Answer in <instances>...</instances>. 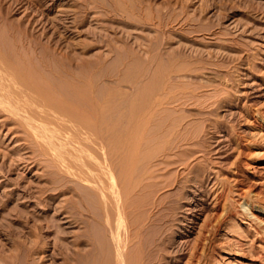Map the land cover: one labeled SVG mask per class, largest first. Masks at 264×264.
Masks as SVG:
<instances>
[{"label":"rangeland","instance_id":"374dc122","mask_svg":"<svg viewBox=\"0 0 264 264\" xmlns=\"http://www.w3.org/2000/svg\"><path fill=\"white\" fill-rule=\"evenodd\" d=\"M114 1L123 10L126 5L136 8L141 4L152 14L163 15L161 12L170 8L167 16L174 11L178 14L176 22L187 19L185 27L180 26L181 21L174 22V31L165 33L172 42L166 46L170 51L182 46L191 57L175 61L168 60L167 54L166 58L151 55L154 47L149 49V40L155 42L158 32L155 35L154 30L145 28L151 25L124 24V17L108 11L112 9L109 0H0V58L8 63L2 62L5 65H0V72H8L29 91L30 102L38 101L27 100L24 110H19L24 111L21 116H17V109L3 110L0 106V264H124V243L130 235L132 242L140 241L135 246L130 241L132 253L140 255L141 261L151 259L152 264H264V232L250 215L257 213L254 199L264 202V196L246 180L256 176V165H264V128H260L264 121L258 113L264 112V0ZM86 12L89 16L83 20ZM176 34L190 40H180ZM127 37L128 41H124ZM198 64L206 67L198 69ZM178 85L183 91L175 87L177 91L172 92ZM176 92L185 101H173L172 94L175 98ZM51 94L53 97H48ZM45 95L48 100L53 98L49 101L52 104L43 98ZM42 100L46 104H40ZM159 100L164 103L157 107ZM37 103L38 107L34 106ZM47 105L58 110L67 106L69 112L63 111L59 118L56 108H50L53 115ZM40 107L45 109L39 114ZM101 107H105L104 111ZM106 108L109 114L101 118L100 113H108ZM129 110L132 116L127 115ZM37 113L51 114L56 120L51 124L55 129L52 133L53 128L49 131L48 126L44 127L47 138L42 137V126L50 125L52 119H40ZM31 117L33 121L38 118L42 128L37 121L31 123ZM99 118L103 121L99 122ZM35 124L42 130L40 134L37 130L33 133ZM72 126L88 129L79 128L80 132L75 133ZM67 128L69 136L78 137L72 138L78 145L86 146L90 141L87 138L94 137L88 147L84 146L89 149L87 156L76 141L74 145L69 139L67 143L71 144L65 143L62 135ZM125 128L133 132L123 133ZM116 130L123 131L121 137L125 139L133 137L128 139L133 148L128 140H120ZM50 133H59L61 137L56 139L60 140L53 139ZM157 134L162 137L157 138ZM42 141L48 143L46 147L40 146L44 145ZM57 143L72 146L66 151L61 149L63 144L59 145L61 150L56 152ZM76 146L83 156L76 150L82 157L74 159L87 161L86 165L81 162V167L80 162H72L76 153L72 148ZM44 147L58 153L59 156L52 154L64 163L54 160ZM128 151L134 157L138 155V160L130 162ZM89 156L100 165L91 162ZM125 163L127 167H123ZM86 168L93 176H108L104 178L108 182H98L100 178H96L100 185L105 183L104 189L95 183V178L94 185L89 183L93 178ZM101 175L97 177L103 178ZM240 177L245 180H238ZM138 234L140 237H136Z\"/></svg>","mask_w":264,"mask_h":264},{"label":"bare ground","instance_id":"6f19581e","mask_svg":"<svg viewBox=\"0 0 264 264\" xmlns=\"http://www.w3.org/2000/svg\"><path fill=\"white\" fill-rule=\"evenodd\" d=\"M120 1H121V0H120ZM125 1H126V0L122 1V3H125ZM116 2H117V1L109 0V3H110V5H111L112 9L109 8L110 10H108V9H107V10H108V11H111V12H113V13H115L116 15H119V16H121V17H124V24L129 25V26H135V27L137 26L138 23L141 24V25H151L152 27H145V28H148V29L154 30V31H155V35L157 34L156 32H158V37H156L157 40H155V39L153 40V41H155V42H151V40H149V37L146 38V39L149 40L150 44L153 43V44H151V45L148 44L149 49H150V46H152V45H153V47H154V48L150 49V50H151V51H150V54H151V55H154V56H156V57L159 58L160 56L164 57V54H167V58H168V60L171 58V59H175V61H177V60H179V59H182V58H185L186 56H187V57H189V56L191 57V55H189V54L186 55V54H185V52H184V47H182V46H180L178 49H173V51L167 50V46H166V45H170V43H172V42L170 41L171 38H169V36L165 35V33H166L168 30L174 31L172 28H173V26H174L175 24H178L179 21H181L180 26H184V27H185V25L187 24V19H182V20H179L178 22H176V21H177V17H178V14H177V13H175V12L173 11L170 15L167 16V13L169 12L170 8L166 9V12H165V13L162 11L161 13H163V15H162V14H157V13H156V14H152V13L146 11L145 8H144L141 4H140V5L138 4V6H137L136 8H135V7H128V6H130V5H126V6H127V9H124V10H123V9L119 6L120 4L118 5V4H116ZM118 2H119V1H118ZM217 3H218V1H217ZM216 5H217V4H216ZM85 8L88 9V6H86ZM88 10H89V9H88ZM126 10H127L128 12H127ZM128 13H129V14H128ZM88 16H89V15H88V12H86V15H85V17H83V20H87ZM92 17H93V16H92ZM136 22H137V24H136ZM174 22H176V23L174 24ZM141 27H143V26H141ZM188 29H189V28H188ZM193 30H195V29H193ZM191 31H192V29H191V30L189 29V32H191ZM187 33H188V32H187ZM176 35L179 37L180 40H183V39H185V40H186V39H187V40H190L189 37H185V36L182 35V34H176ZM153 36H154V35H153ZM128 37H129V36H128ZM128 37H127V39L124 40V41H128ZM154 37H155V36H154ZM154 37H153V38H154ZM151 38H152V37H151ZM190 57H189V58H190ZM164 58H166V57H164ZM0 59H2V58H0ZM0 62H1L0 65H1V66H4L5 64L2 65V62L5 63L6 61H5L4 59H2V61H0ZM6 63H7V62H6ZM7 64H8V63H7ZM7 64H6V66H7ZM8 67L12 68L11 65H9ZM8 67H7V68H8ZM196 67H197L198 69H203V68H205L206 66H204V65H202V64H200V65L198 64V66H196ZM1 68H2V67H0V69H1ZM4 68H5V67H4ZM13 68H14V67H13ZM175 68H177V67H175ZM14 69H15V68H14ZM18 69H19V67H18ZM177 69H178V68H177ZM20 70H21V69H20ZM173 70H174V69H173ZM175 70H176V69H175ZM175 70H174V71H175ZM0 71H3V70H0ZM4 71H5V69H4ZM7 71H8V69H7ZM15 71H16V70H15ZM23 71H24V70H22V72H23ZM176 71H177V70H176ZM176 71H175V72H176ZM180 71H181V70H180ZM5 72H6V71H5ZM5 72H2V73H4V74H2V73L0 72V74H2V75H0V106L3 108V110H4V109H8V108H9V109H10V108H13V109H17L18 112H19V110H21V109L24 110V107L27 106V105L25 106V104L27 103V100H28L29 103H31V102H33V101L38 102L37 99H36V98H39L38 96H37L36 98H33V99H36V100H33V101L30 102V101H29V99H30L29 96H30V95L28 94L29 91L27 92L26 90H24L25 88L23 89L21 86H19L18 83H17L16 81L13 80V77L11 78L10 74H9L8 72H7V73H5ZM24 72H25V71H24ZM24 72H23V73H24ZM26 72L29 73V71H26ZM177 72H179V69H178ZM19 73H20V71H19ZM5 74H6V75H5ZM21 74H22V73H21ZM29 74H30V73H29ZM4 75H5V76H4ZM18 75L20 76V74H18ZM18 75H17V77H19ZM26 75H27V74H26ZM32 75H33V74H32ZM32 75H31V76H32ZM21 76H22V75H21ZM28 76H29V75H28ZM28 76H27V77H28ZM31 76H30V77H31ZM61 76H63V75H61ZM88 76H89V75H88ZM22 77H23V76H22ZM27 77H26V79L29 78V77H28V78H27ZM55 77H57V76H55ZM32 78H33V76H32ZM32 78H30V81H33V80H31ZM61 78H62V77H61ZM16 79H17V78H16ZM18 79H21V77L18 78ZM84 79L87 80V78H84ZM86 80H85V82H86ZM34 81H35V79H34ZM34 81L31 82V83L34 84ZM59 81H60V80H59ZM79 81H80V80H79ZM88 81H89V79H88ZM22 82H23V81H22ZM27 82H29V80H27ZM35 82H36V81H35ZM37 82H38V80H37ZM80 82H81V81H80ZM23 83H25V82H23ZM78 83H79V82H78ZM81 83H82V82H81ZM174 83H175V82H174ZM176 83H177V82H176ZM28 84H29V83H27L26 85L28 86ZM36 84H37V83H36ZM41 84H42V83H41ZM75 84H76V83H75ZM76 85H77V84H76ZM171 85H172V84H171ZM34 86H36V85L34 84ZM44 86H46V85H44ZM56 86L59 87V85H56ZM73 86H74V84H73ZM78 86H79V84H78ZM82 86H83V85H82ZM202 86H203V84H202ZM30 87H31V85L28 86V88L31 90L32 87H31V88H30ZM36 87H37V86H36ZM40 87H41V86L39 85V87H37V88H40ZM42 87H43V86H42ZM88 87H89V86H88ZM171 87H173V86H171ZM175 87H176V89L178 88L180 91H183V90H181V89L179 88V85H178V87H177V86H174V88H173L174 90L172 89V92L175 93V90H176ZM28 88H27V89H28ZM33 88H34V87H33ZM81 88H83V87H81ZM16 89H17V90H16ZM29 89H28V90H29ZM40 89H41V88H40ZM46 89H47V88H46ZM46 89H45V90H46ZM76 89H78V88H76ZM178 89H177V90H178ZM37 90H38V89H37ZM48 90H49V89H48ZM85 90H86V89H85ZM177 90H176V91H177ZM179 90H178V91H179ZM40 91H41V90H40ZM75 91H76V90H75ZM82 91H83V90H82ZM88 91H89V90H88ZM189 91H190V90H189ZM31 92H32V91H31ZM36 92H37V91H36ZM36 92H35V93H36ZM42 92H43V91H42ZM45 92H46V91H45ZM37 93H38V92H37ZM52 93H53V92H52ZM185 93H186V92H185ZM185 93H184V94H185ZM188 93H189V92H188ZM193 93H195V92H193ZM193 93H192V94H193ZM30 94H31V93H30ZM39 94H40V93H39ZM45 94H46V93H45ZM190 94H191V91H190ZM195 94H197V93H195ZM28 95H29V96H28ZM31 95H32V94H31ZM41 95H44V94H41ZM52 95H53V94L48 95V97H50V96H52ZM173 95H174V94H172V100H173V101H177L178 99H182V98H183V96H181L182 98H179L181 94H179L178 92H176V94H175V95L178 96V98H177V96H176L175 98H173V97H174ZM39 96H40V95H39ZM45 96H46V97H45ZM45 96H43V98H47V101H48V102H49V101L51 102V100L53 99V98L50 99V98H51V97H50L49 100H48L47 95H45ZM187 96H188V94H187ZM187 96H185V97L187 98ZM190 96H191V95H190ZM199 96H200V95H199ZM28 97H29V99H27ZM31 97H32V96H31ZM52 97H53V96H52ZM188 97H189V96H188ZM193 97H194V96H193ZM56 98H57V97H56ZM86 98H87V97H86ZM197 98H198V97H197ZM31 99H32V98H31ZM39 99H40V98H39ZM39 99H38V100H39ZM41 99H42V97H41ZM41 99H40V100H41ZM57 99H58V98H57ZM57 99H56V100L54 99V103H53V104H55V101H57ZM59 99H60V98H59ZM105 99H106V98H105ZM162 99H163V98H162ZM170 99H171V98H170ZM183 99H184V98H183ZM192 99H193V98H192ZM194 99H195V98H194ZM91 100H92V99H91ZM172 100H171V101H172ZM195 100H196V99H195ZM195 100H194V101H195ZM44 101H46V99H44ZM44 101H43V100L41 101V102H43V103H41L40 101H39V102H40V104L44 105V103H45ZM47 101H46V103H47ZM105 101H106V100H105ZM108 101H109V100H108ZM108 101H107V102H108ZM159 101H160V102H159ZM159 101H158L159 103L157 102V103H158V104H157V107L160 106V105L162 106V104L164 103V102L161 101V100H159ZM173 101H172V102H173ZM179 101H180V100H179ZM179 101H178V102H179ZM184 101H185V99H184ZM187 101H188V100H187ZM189 101H190V98H189ZM50 102H49V103H50ZM52 102H53V101H52ZM162 102H163V103H162ZM182 102H183V101H182ZM191 102H192V101H191ZM46 103H45V104H46ZM49 103H48V105L52 104V103H50V104H49ZM61 103H62V101H61ZM61 103L58 102L57 104H58V105H59V104L61 105ZM63 103H64V102H63ZM105 103H106V102H105ZM131 103H132V102H131ZM173 103H174V102H173ZM175 103H176V102H175ZM175 103H174V104H175ZM187 103H188V102H187ZM32 104H33V103H32ZM64 104H65V103H64ZM129 104H130V103H129ZM178 104H179V103H178ZM178 104H177V105H178ZM183 104H185V103H183ZM188 104H189V103H188ZM193 104H194V103H193ZM48 105H47V106H48ZM66 105H67V104H66ZM99 105H100V104H99ZM107 105H108V103L106 104V106H107ZM110 105H112V104L110 103ZM9 106H10V107H9ZM32 106H33V105H32ZM34 106H37V107H38V103H37V105L34 104ZM51 106H53V105H51ZM68 106H69V105H68ZM174 106H175V105H174ZM48 107H49V106H48ZM48 107H46V108H48ZM57 107H58V106H57ZM64 107H66V109H65ZM64 107H61L62 112H61L60 109L58 110L55 106H54V107H49V111L52 110L51 113L54 115V113H55V112L53 113L54 110H53V109L50 110V108H54V109L56 108L55 110H56V112L58 111V117H59V115H61V114L63 115V114H64L63 111H65V110L67 111V106H64ZM98 107H100V106H98ZM42 108H44V107H42ZM42 108H41V107L38 108V110H39L38 113L40 112V110H43ZM62 108H64V110H63ZM75 108H76V107H75ZM104 108H105V107H103V108L101 107V109H102L103 111H104ZM173 108L175 109V107H173ZM9 109H8V110H9ZM44 109H45V108H44ZM96 109H98V108H96ZM108 109H109V107H108ZM108 109L106 108L105 111H107ZM176 109H177V108H176ZM193 109H194V108H193ZM0 110H1V109H0ZM3 110H2L1 112H3ZM46 110H47V113H50V112L48 111V109H46ZM46 110H45L44 112H46ZM77 110H79V109H77ZM98 110H100V109H98ZM102 110H100V111H102ZM114 110H115V109H114ZM118 110H119V108H118ZM133 110H134V108H133ZM29 111H30V110H29ZM29 111H28V112L26 111V112L29 113ZM31 111H32V113H34L33 110H31ZM92 111H93V110H92ZM100 111H97V113H100ZM159 111H160V110H159ZM159 111H157V112H159ZM161 111H162V110H161ZM260 111H261V110H260ZM18 112H15L16 115H17ZM41 112H43V111H41ZM59 112H61V113H59ZM67 112H69V107H68V111H67ZM107 112H108V111H107ZM132 112H135V110L132 111ZM157 112H156V113H157ZM22 113H24V111H23V112L20 111V112H19L20 115L18 114L17 116H21ZM38 113H37V114H38ZM70 113H71V112H70ZM89 113H90V112H89ZM95 113H96V112H95ZM97 113H96V114H97ZM127 113H128L127 115L132 116V113L129 114V113H130V110H129ZM160 113L163 114V112H160ZM160 113H157V114H160ZM197 113L200 114V111H198ZM204 113H205V112H204ZM258 113H260V114H259V118H260L261 120L264 121V112L262 113V112H259V111H258ZM34 114H35V113H34ZM39 114H40V113H39ZM39 114H38V116H39ZM77 114H78V112H77ZM84 114H85V113H84ZM91 114H92V113H91ZM100 114H101V115H100ZM100 114H99L100 117H101L102 115H104V114H105V116H107V115L109 114V112H108V113H104V112H103V114H102V113H100ZM118 114H119V113H118ZM157 114H155V115L157 116ZM12 115H13V113H12ZM14 115H15V114H14ZM44 115H46V114H44ZM44 115H40L39 118L43 116V117H45V119H46V117H49V116H50L49 119H52L51 114H49V116H44ZM70 115H71V114H70ZM160 115H161V114H160ZM22 116H23V115H22ZM31 116H32V115H31ZM38 116H35V117H38ZM56 116H57V115H55V117H56ZM74 116H75V114H74ZM109 116H110V115H109ZM163 116H165V115H163ZM163 116H162V117H163ZM9 117H10V116H9ZM15 117H16V116H15ZM60 117H61V116H60ZM60 117H59V118H60ZM62 117H63V116H62ZM67 117H68V116H67ZM69 117H70V116H69ZM69 117H68V118H69ZM118 117H119V116H118ZM125 117H127V116L125 115ZM138 117H139V116H138ZM138 117H137V118H138ZM142 117H143V116H142ZM16 118H17V117H16ZM16 118H14V119L16 120ZM21 118H22V117H21ZM25 118H26V117H25ZM31 118H32V117H31ZM59 118H58V119H59ZM94 118H95V117H94ZM101 118H105V117L102 116ZM101 118H99V122H102V121H103V119H101ZM107 118H108V117H107ZM110 118H111V117H110ZM112 118H113V116H112ZM116 118H117V117H116ZM121 118H122V117H120V119H121ZM127 118H129V117H127ZM127 118H126V119H127ZM132 118H133V117H132ZM132 118H129V119H132ZM137 118H136V119H137ZM139 118H140V117H139ZM146 118H147V117H146ZM146 118H145V119H146ZM157 118H158V117H157ZM159 118H160V117H159ZM172 118H173V117H172ZM175 118L177 119L176 116H175ZM178 118H179V117H178ZM17 119H19V117H18ZM40 119H42V118H40ZM40 119H39V120H40ZM45 119L43 118V120H45ZM56 119H57V117H56ZM89 119H90V118H89ZM92 119H93V118H92ZM92 119H91V120H92ZM100 119H101L102 121H101ZM114 119H115V118H114ZM118 119H119V118H118ZM134 119H135V118H134ZM141 119H142V118H141ZM163 119H164V121H165V119H167V118H163ZM181 119H183V118H181ZM10 120H11V119H10ZM37 120H38V118H37ZM37 120L35 119L34 121L36 122ZM43 120H41V121H43ZM46 120H48V119H46ZM53 120H54V121H53ZM61 120H62V119H59V122H61ZM67 120H68V119H67ZM69 120H71V119L69 118ZM147 120H148V118L145 120V123H146ZM158 120H159V119H158ZM178 120H179V119H178ZM19 121H22V123H23V122H24V123L26 122V121H23V120H20V119H19ZM29 121H30V120H29ZM34 121H33V118H32L31 123L34 122ZM52 121L55 122L56 120H55V119H52V120H51V123H50V120L47 121L48 123H50V125H49V124H45V123H43L45 126H42V125H41L42 122L37 121V123H40V124H39V127H40V128L43 127L42 130L44 129V127L47 128V126H48L49 128L51 127L50 129L48 128L49 131L53 128L52 131H50V132L52 133V132L55 130V129H54V125H52L53 127L51 126V124H53ZM79 121H80V120H79ZM88 121H89V120H88ZM92 121H93V120H92ZM108 121H110V119H109ZM114 121H117V119L114 120ZM118 121H119V120H118ZM118 121H117V123H118ZM122 121H123V119H122ZM131 121H132V120H130L129 122H131ZM135 121H137V120H135ZM140 121H141V120H140ZM161 121H162V120H161ZM169 121H171V120H169ZM179 121L181 122V120H179ZM256 121H257V120H256ZM35 122H34V123H35ZM43 122H44V121H43ZM57 122H58V120H57ZM74 122H76V121H74ZM83 122H84V121H83ZM104 122L106 123L107 121H104ZM110 122H111V121H110ZM112 122H113V119H112ZM129 122H127V123H129ZM142 122H143V119H142ZM142 122H141V123L139 122V123H140L141 125H143ZM66 123H67V122H66ZM68 123H69V122H68ZM68 123H67V124H68ZM70 123L72 124V122H70ZM70 123H69V124H70ZM84 123H85V122H84ZM119 123H121V122H119ZM124 123H125V122H124ZM127 123H126V124H127ZM136 123H138V122H135V124H136ZM145 123H144V124H145ZM160 123H161V122H160ZM165 123H166V122H165ZM171 123H173V121H171ZM27 124H29V123L27 122ZM67 124H66V126H67ZM71 124H70V125H71ZM77 124H78V123H77ZM77 124H76V125H77ZM81 124H83V123H81ZM85 124H86V123H85ZM85 124H84V125H85ZM101 124H103V123H101ZM126 124H125V125H126ZM130 124H132V123H129V125H130ZM135 124H134V126H136ZM163 124H164V123H163ZM175 124H176V123H173V125H175ZM188 124H189V123H188ZM36 125H37V124L33 125V128L36 127L34 130H32L33 133H34L35 130H37V132L39 131V128H37L38 125H37V126H36ZM40 125H41L42 127H41ZM55 125H56V124H55ZM59 125H61V123H60V124H57V127H59ZM70 125H69V126H70ZM84 125H83V126H84ZM108 125H109V124H108ZM115 125H116V122H115ZM119 125H120V124H119ZM122 125H124V124L122 123ZM157 125H158V124H157ZM157 125H156V126H157ZM19 126H20V125H19ZM29 126H32V125L29 124ZM34 126H35V127H34ZM66 126H63V125H62V128L66 127ZM69 126H68V127H69ZM77 126H78V125H77ZM79 126H80V125H79ZM109 126H110V125H109ZM138 126H139V125H138ZM168 126H169V125H168ZM170 126H171V125H170ZM170 126H169V127H170ZM176 126H177V124H176ZM178 126H180V125H178ZM263 126H264V124L262 125V127H260V126H259V127H260V128H264ZM72 127H73V126H72ZM85 127H86V126H85ZM85 127H84V128L79 127V128H80V129H83V130H87L88 128H85ZM87 127H88V126H87ZM105 127H106V126H105ZM127 127H128V126H127ZM127 127H126V128H127ZM136 127H137V126H136ZM157 127H160V124H159V126H157ZM157 127H156V128H157ZM169 127H168V128H169ZM171 127H172V126H171ZM214 127H215V126H214ZM21 128L23 129V127H21ZM46 128H45V130H46ZM70 128H71V126L69 127V129H70ZM73 128H74V127H73ZM73 128H72V129H73ZM76 128H78V127H76ZM79 128H78V129H79ZM113 128H114V130H115L116 127H112L111 129H113ZM117 128H118V127H117ZM126 128H125L124 130H126ZM139 128H140V127H139ZM28 129H29V128H28ZM58 129H60V127H59ZM58 129L56 130L57 132H58ZM72 129H71V130H72ZM78 129H75V128H74L73 131H75V130L77 131ZM89 129H90V128H89ZM137 129H138V128H137ZM137 129H136V130H137ZM160 129H162V124H161V127L159 128V130H160ZM166 129H167V128H166ZM170 129H171V128H170ZM170 129H169V132H168V133H170ZM173 129H175V128H173ZM180 129H181V128H180ZM214 129H215V128H214ZM25 130H26V129H25ZM42 130L40 129V131H42ZM117 130H118V129H117ZM117 130H116V132H117ZM127 130H128V128H127ZM127 130H126V132H123V131H122V132H123V133H127V132H128ZM129 130L133 132V130H131V128H130ZM162 130H163V129H162ZM171 130H172V129H171ZM176 130H177V128H176ZM176 130H175V131H176ZM187 130H188V129H187ZM23 131H24V129H23ZM23 131H22V132H23ZM29 131H30V130H29ZM40 131H39V134H40ZM46 131H47V130H46ZM61 131H62V130H61ZM61 131L59 130L60 134H62ZM76 131H75V133H77ZM78 131H79V130H78ZM93 131H94V130H93ZM130 131H129V132H130ZM156 131H157V129H156ZM35 132H36V131H35ZM67 132H70V131H68V128L66 129V132H65L64 136L67 134ZM79 132H80V131H79ZM112 132H113V131H112ZM116 132H115V133H116ZM118 132H119V131H118ZM118 132H117V133H118ZM122 132H119L120 135L117 134V135L121 138L120 140H124V141H125V140H128L129 138L132 140L133 137L131 138V137H129V135H128V137H126V138H128V139H125V138H124L125 136H124V137H121V133H122ZM129 132H128V133H129ZM137 132H138V131H137ZM160 132H162V131L160 130ZM163 132H164V131H163ZM172 132H173V130H172ZM178 132H179V131H178ZM207 132H208V131H207ZM41 133H42V137H43V136L46 137L45 135H43L44 130H43ZM51 133H50V135L52 136L53 139L55 138V140H57V141L60 140V139H56L58 136H60L59 133H58V134L56 133V136H57V137H56V136H53ZM70 133H71V132H70ZM70 133H68V134L66 135V136H68V137H67V140H68V139L71 140L70 142H71V143L73 142V145H74V141H76L77 139H74V140L72 141V138H73V137H74V138H78V137H77V136L75 137V134L73 135V137H72V135L69 136ZM128 133H127V134H128ZM158 133H159V132H158ZM185 133H186V132H185ZM185 133H184V134H185ZM209 133H210V132H209ZM48 134H49V132H48ZM48 134H47V136H48ZM72 134H73V133H72ZM130 134H131V136H133L132 133H130ZM162 134H163V133H162ZM170 134H172V133H170ZM181 134H182V133H181ZM184 134H183V135H184ZM26 135H27V134H26ZM76 135H77V134H76ZM115 135H116V134H115ZM122 135H124V134H122ZM125 135H126V134H125ZM135 135H136V131H135L134 137H135ZM163 135H164V134H163ZM23 136H24V135H23ZM27 136H28V135H27ZM33 136H35V135H33ZM64 136L62 135V138H64V140H65L66 142H65L64 140H62L61 142H63V143H64V142H65V143L69 142V140L67 141L66 138H65ZM92 136H93V135H92ZM113 136H114V135H113ZM136 136H137V135H136ZM158 136H161V134H160V135L157 134V138H158ZM169 136H170V135H169ZM256 136H257V135H256ZM35 137H38V136H35ZM42 137H41V139H42ZM60 137H61V136H60ZM70 137H71V138H70ZM79 137H80V136H79ZM161 137H162V136H161ZM161 137H160V138H161ZM172 137H173V136H172ZM183 137H184V136H183ZM214 137H215V136H212V138H214ZM23 138H24V137H23ZM46 138H47V137H46ZM58 138H59V137H58ZM62 138H61V139H62ZM90 138H91V136H90L89 138H87V140L89 139V140L91 141V140L94 139V137H93V139H92V138L90 139ZM113 138H114V137H113ZM123 138H124V139H123ZM160 138H159L158 140H159L160 143H161L162 140H160ZM164 138H166V137H164ZM164 138H163V139H164ZM239 138H241V137H239ZM38 139H39V137H38ZM53 139H51V137L49 138V140H53ZM134 139H136V138H134ZM188 139H189V138H188ZM24 140H25V139H24ZM43 140H45V138H44ZM55 140L52 141L53 144H55V143H54ZM78 140H80V139H78ZM85 140H86V139H85ZM85 140H83V141H85ZM118 140H119V139H118ZM137 140H139V139L137 138ZM172 140H173V139H172ZM45 141H47V140H45ZM90 141H89V142H90ZM110 141H112V139H111ZM124 141H123V142H124ZM128 141H129V140H128ZM203 141H204V140H203ZM35 142H36V141H35ZM42 142H44V141H42ZM78 142H82V141H78ZM89 142H88V143H89ZM91 142H92V141H91ZM116 142H118V141H116ZM126 142H127V141H126ZM132 142H133V141H132ZM138 142H139V141H138ZM165 142H166V141H165ZM63 143H62V144H63ZM65 143H64V144H65ZM71 143H67V144H71ZM75 143H76V145H78L77 141H76ZM88 143H87L86 146H85V145L83 144V142H82V145H84L85 147H88V146H87ZM130 143H131V142L129 141V146H131ZM136 143H137V142H136ZM204 143H205V142H204ZM237 143H238V142H237ZM237 143H236V144H237ZM239 143H240V141H239ZM239 143H238V148H239V147L241 148L242 145L239 144ZM36 144H37V143H36ZM39 144H40V143H39ZM39 144H37V145L39 146ZM43 144H44V145L40 144V146L43 147V146H45V144H48V143H45V142H44ZM57 144H58V149L55 150L56 152H57L58 150L60 151L61 149L63 150V148H64L66 151H67V150H70V147L72 146V145H71L70 147H68L67 144H66L67 146H65L64 144H63V145H64V146H63V145L60 144V143H57ZM121 144H122V142H121ZM132 144H133V143H132ZM137 144H138V143H137ZM158 144H159V143H158ZM50 145H51V143L49 144V146H50ZM59 145H62L63 147L60 149L61 146H59ZM91 145H92V144H91ZM109 145H110V144H109ZM122 145H124V144H122ZM133 145H134V144H133ZM138 145H139V144H138ZM159 145H161V144H159ZM54 146L56 147V144H55ZM79 146H81V145H78V147H79ZM84 146L79 147V149L82 150V147H84ZM93 146H94V145H93ZM115 146H116V145H115ZM172 146H173V145H172ZM205 146H206V145H205ZM45 147H46V146H45ZM45 147H44V148H45ZM66 147H68V148H66ZM85 147H84L83 149H85ZM120 147H121V146H120ZM122 147H123V146H122ZM125 147H126V145H125ZM131 147H132V146H131ZM160 147H162V145H161ZM50 148H51V146H50ZM75 148H76L75 150L72 148L73 152H72V150H71V151H69V153H70V152H72V153H75V152H76V153H77L78 151H76V150H79V149L77 148V146H76ZM106 148H107V147H106ZM106 148H105L104 150H106ZM115 148H116V147H115ZM115 148H114V149L112 148V149L115 150ZM128 148H129V147H128ZM128 148H127V149H128ZM132 148H133V147H132ZM46 149H47V148H45L44 150L46 151ZM93 149H94V148H93ZM117 149H118V148H117ZM207 149H208V148H207ZM80 150H79V153H80ZM85 150H87V149H85ZM85 150H84V152H83V150H82V152H83L82 154L84 155V153L86 152V153H85V156H87L86 154H87V152L89 151V149H88L87 151H85ZM107 150H108V149H107ZM129 150H130V154H131V149L129 148ZM162 150H163V149H162ZM242 150H244V149H242ZM242 150H241V151H242ZM38 151H39V147H38ZM48 151L50 152V154H52V153H53V154H56V155L58 154V153H55V151L52 152L53 150H48ZM48 151H46V152L48 153ZM138 151H139V150H138ZM235 151H236V150H235ZM241 151H240V153H241ZM41 152H42V151H41ZM95 152H96V151H95ZM132 152H134V150H133ZM59 153H60V152H59ZM65 153H66V152H65ZM76 153H75V155H73V159H74L76 156H77L76 158H78V157H82V156H83L81 153H80V154H81L82 156H81V155L78 156L79 153H77V155H76ZM106 153H107V152H106ZM126 153H127V152H126ZM134 153H135V152H134ZM134 153H132L133 155H130V154H129V151H128V153H127V155H128V154L130 155L129 157H127V158L130 160V162H133L135 158H136L135 160H138V159H137V158H138V155H137V157H134V156H136ZM139 153H140V152H139ZM237 153H238V152H237ZM48 154H49V153H48ZM53 154H52V156H53V159L55 160L56 158H55L54 156H56V155H53ZM63 154H64V153H63ZM137 154H138V153H137ZM64 155H65V154H64ZM125 155H126V154H125ZM46 156H47V155H46ZM48 156H49V155H48ZM58 156H59V154H58ZM71 156H72V155H71ZM71 156H70V157H71ZM74 156H75V157H74ZM91 156H92V155H91ZM139 156H140V155H139ZM242 156H243V155H242ZM89 157H90V156H89ZM49 158H52V157H49ZM83 158H84V157H83ZM90 158H91V157H90ZM140 158H141V156H140ZM140 158H139V159H140ZM53 159H51V160L53 161ZM61 159H64V160H65V157H62V156H61ZM79 159H81V158H79ZM240 159H241V158H240ZM56 160H59V161H62V162H63V160H60L59 158L56 159ZM92 161H94V164H95L96 166H97V164L100 165L99 161L96 162L95 159L92 160V158H91V162H92ZM127 161H128V160H127ZM127 161H126V162H127ZM162 161H165V160H162ZM65 162H66V161H65ZM72 162H75V164H78V163L80 162L79 165L81 164V162H84L85 164L82 163V164H84V165L87 164V161H85V160H84V161H78V159H77V161L74 159ZM77 162H78V163H77ZM138 162H139V161H138ZM180 162H181V161H180ZM63 163H64V162H63ZM63 163H62V164H63ZM96 163H97V164H96ZM128 163H129V162H128ZM136 163H137V161H136ZM169 163H170V162H169ZM82 164H81L80 166H78V167L83 166ZM91 164H92V163H91ZM91 164H89V165L91 166ZM94 164H93V165H94ZM103 164H104V163H103ZM180 164H181V163H180ZM60 165H61V164H60ZM72 165H73V164H72ZM95 165H94V167H95ZM99 165H98V167H99ZM120 165H122V164H120ZM123 165H124V164H123ZM128 165H129V164H128ZM183 165H185V163H184ZM55 166H56V165H55ZM62 166L64 167V165H61V167H62ZM103 166H104V165H103ZM103 166H102V167H103ZM125 166H126V163H125V165H124L123 167H125ZM56 167H57V166H56ZM91 167H92V166H91ZM105 167H106V166H104V168H102V169H103V170L105 169V170H106L105 173L108 175L109 172L107 171V168H105ZM126 167H127V166H126ZM129 167H130V165L128 166V169H129ZM255 167H256V169H255V168H254V169H255L256 176L253 177V178L248 177V178H246V180L248 179L249 186H254L256 189H259V193H262L263 196H264V165H256ZM74 168L78 169L77 167H74ZM88 168H90V167H88ZM121 168H122V166H121ZM62 169H63V168H62ZM81 169H83V168H81ZM81 169H80V170H81ZM84 169H85V168H84ZM90 169L94 171V168H93V169L90 168ZM90 169L87 170V168H86V171H89V172H90V175L92 176L93 179L90 180V179H89L90 177H88V178H84V177H87V176H82L84 180L89 179L88 181H90V182H89L90 184H91V182L94 180V178H95V179H96V178H97V179L100 178L101 181L98 179V182H102V180H104L105 182H108V181H106V180L104 179V178L108 177L107 175H104V174L101 175L100 173H98V172H100L101 170L95 172V173H98V174H95V175L93 176V174H91V170H90ZM124 169H126V168H124ZM131 169H132V168H131ZM131 169H130V170H131ZM71 170H74V169L72 168ZM95 170H96V167H95ZM98 170H99V169H98ZM81 171L83 172V170H81ZM93 171H92V172H93ZM70 172H71V171H70ZM73 172H74V174H75V173H76V170L73 171ZM101 172H103V171H101ZM107 172H108V173H107ZM121 172H123V171H121ZM129 172H130V171H129ZM129 172L126 171L125 173H129ZM123 173H124V172H123ZM72 174H73V173H72ZM81 174H82V173H81ZM99 174H100L101 176L104 175L103 178H102V177H97V176H100ZM129 174H130V173H129ZM203 174H204V173H203ZM83 175H84V174H83ZM121 175H123V174L121 173ZM74 176H76V175H74ZM95 176H96V177H95ZM105 176H106V177H105ZM130 176H132V175H130ZM80 177H81V176H80ZM80 177H79V178H80ZM82 177H81V178H82ZM109 177H110V176H109ZM127 177H129V176H127ZM241 177H242V176H241ZM241 177H240V178H241ZM97 179L95 180V183L99 184V183L97 182ZM124 179H125V178H124ZM124 179H123V180H124ZM125 180H126V179H125ZM127 180H128V179H127ZM137 180H138V179H137ZM189 180H190V179H189ZM238 180L244 181L245 179H242V178H241V179H238ZM241 181H239V182H241ZM127 182H129V181H127ZM92 183H93V182H92ZM222 183H223V182H222ZM242 183H243V182H242ZM104 184H105V183H104ZM104 184H102L103 187L105 186ZM92 185H94V183H93ZM102 185L99 184V186H100L102 189H104V188L102 187ZM240 185H241V183H240ZM110 186H111V184H110ZM224 186H225V185H224ZM228 186H229V185H228ZM94 187H95V186H94ZM97 187H98V186H97ZM107 187H108V185H106L105 189H107ZM122 187H123V186H122ZM130 187H131V190H133V189H132V186H130ZM221 187H222V186H221ZM101 188H100V189H101ZM124 188H125V187H124ZM95 189H96V188H95ZM109 189H111V188L109 187ZM122 189H123V188H122ZM236 190H237V189H236ZM110 191H111V190H110ZM133 191H134V190H133ZM220 191H221V190H220ZM97 192L99 193V190L96 189V193H97ZM103 192H104V190H103ZM121 192H122V191H121ZM124 192H125V189H124ZM226 192H227V191H226ZM242 192H243V191H242ZM110 193H111V192H110ZM122 193H123V192H122ZM135 193H136V192H135ZM235 193H236V191H235ZM236 194H237V193H236ZM112 195H113V194H112ZM119 195H120V194H119ZM123 195H124V194H123ZM133 195H134V194H133ZM135 195H136V194H135ZM250 195H251V194H250ZM121 196H122V195H121ZM121 196H120V197H121ZM215 196H216V195H215ZM221 196H222V195H220L219 197H221ZM236 196H239V194L236 195ZM240 196H241V195H240ZM246 196H247V195H246ZM263 196H262V197H263ZM99 197H100V196H99ZM102 197H104L103 194H102ZM219 197H218V200H219ZM247 197H248V196H247ZM262 197H261V198H262ZM82 198H83V197H82ZM122 198H124V197H122ZM133 198H134V196H133ZM254 198H255V197H254ZM80 199H81V198H80ZM118 200H119V198H118ZM222 200H223V199H222ZM225 200H226V198H225ZM225 200H224V201H225ZM254 200H255V205H254V203H253V205H254V207L256 208V212H257V213H256V215H252L253 213H252V214L250 213V215H251V217H253V219H254V217L256 218V220L258 221V223H256V224H258V226H259V227L262 229V231L264 232V202L260 201L259 199H254ZM262 200L264 201V199H262ZM140 201H141V199H140ZM229 201H230V200H229ZM136 202H137V201H136ZM225 202H226V201H225ZM124 203H125V202H123V204H124ZM141 203H142V201H141ZM141 203H140V204H141ZM160 203H161V202H160ZM219 203H220V202H219ZM223 203H224V202H223ZM226 203H227V202H226ZM226 203H225V204H226ZM217 204H218V203H217ZM107 205H108V204H107ZM134 205H135V204H134ZM137 205H138V204H137ZM227 205H228V204H227ZM124 206H126V205H124ZM135 206H136V205H135ZM135 206H134V208H135ZM232 206H233V205H232ZM251 207H252V206H251ZM106 208H107V207H106ZM126 208H127V207H126ZM138 209H139V207H138ZM224 209H225V205H224ZM244 210L246 211V213L249 214V212H248L249 210H248L247 208H244ZM126 211H127V210H126ZM135 211H137V210H135ZM223 212H224V211H223ZM243 212H244V211H243ZM250 212H251V211H250ZM127 213H128V212H127ZM224 213H227V212H224ZM225 215H226V214H225ZM225 215H224V216H225ZM125 218H126V217H125ZM127 220H128V219H127ZM136 221H137V220H136ZM129 222H130V221H129ZM252 222H253V221H252ZM136 223H137V222H136ZM254 223H255V221H254ZM135 225H136V224H135ZM127 228H128V227H127ZM161 229H162V227H161ZM257 229H259V228L257 227ZM130 230H132V229L130 228ZM262 231H261V232H262ZM132 232H134V231H132ZM130 234H132V233L130 232ZM133 234H134V233H133ZM136 234H137V233H136ZM134 235H135V234H134ZM141 235H142V233H141ZM162 235H163V234H162ZM124 236H125V235H124ZM127 236H128V235H127ZM130 236H131V235H130ZM130 236L127 237V240L125 239L127 242L125 241V243H124V254L122 253V255L124 256V264H137V263H139L138 260H139L140 255H137L136 252H135V253H134V252L132 253L133 250L130 249V246H131V245H129V243H130V241L132 242L133 240H132V239H128V238H131ZM136 237H140L139 234H138V236L136 235ZM124 238H125V237H124ZM132 238H133V237H132ZM134 238H135V237H134ZM136 239H138V238H136ZM162 239H163V238H162ZM121 240H122V239H121ZM140 240H141V239H140ZM122 241H123V240H122ZM122 241H121V242H122ZM138 241H139V240H138ZM139 242H140V241H139ZM139 242L134 241V242H132L133 244H132V243H131V244H132V246H135V243H138V244H139ZM163 243H164V242H163ZM138 244H137V245H138ZM140 246H141V245H140ZM158 246H159V245H158ZM162 246H163V245H162ZM149 247H150V246H149ZM137 248H138V247H137ZM140 249H141V248H140ZM140 249H139V250H140ZM147 249H148V248H147ZM147 249H146V250H147ZM149 249H150V248H149ZM122 250H123V249H121V251H122ZM96 252H97V251H96ZM89 253L91 254L92 252H89ZM92 254H93V253H92ZM120 254H121V253H120ZM141 255H142V254H141ZM89 256H90V255H89ZM138 256H139V257H138ZM146 256H147V254H146ZM143 257H144V256H143ZM148 257H149V256H148ZM162 257H163V256H162ZM191 257H192V256H191ZM90 258H91V257H90ZM149 258H151V257H149ZM193 258H194V257H193ZM143 259H144V258H143ZM143 259H142V260H143ZM146 259H147V258H146ZM153 259H154V258H153ZM116 260H117V259H116ZM156 260H157V259H156ZM193 260H194V259H193ZM117 261L120 262V259L117 260ZM139 261H141V260H139ZM143 261H144V260H143ZM143 261H141V262H143ZM158 261H159V260H158ZM141 262H140V263H141ZM144 262H145V263H144ZM144 262H143L142 264H152V260H151V259H147V260H145ZM153 262H154V261H153ZM116 263H117V262H116ZM140 263H139V264H140ZM118 264H121V262L118 263ZM155 264H158V263H155ZM189 264H192V263L189 262ZM193 264H194V263H193Z\"/></svg>","mask_w":264,"mask_h":264}]
</instances>
